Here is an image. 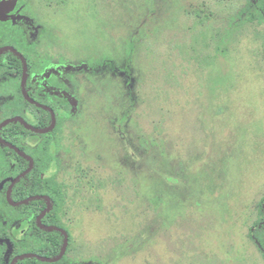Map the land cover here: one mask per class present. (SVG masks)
I'll return each mask as SVG.
<instances>
[{"label":"rangeland","instance_id":"374dc122","mask_svg":"<svg viewBox=\"0 0 264 264\" xmlns=\"http://www.w3.org/2000/svg\"><path fill=\"white\" fill-rule=\"evenodd\" d=\"M249 1L19 0L43 28L29 47L7 39L29 79L72 74V102L54 96L70 114L48 171L65 186L71 264H264L250 236L264 199V20H239ZM102 57L115 68L89 73ZM18 87L0 80L1 94ZM5 199L0 248L37 253L32 221Z\"/></svg>","mask_w":264,"mask_h":264},{"label":"trees","instance_id":"16d2710c","mask_svg":"<svg viewBox=\"0 0 264 264\" xmlns=\"http://www.w3.org/2000/svg\"><path fill=\"white\" fill-rule=\"evenodd\" d=\"M238 16L239 20L242 22L264 20V8L262 7L261 2L250 0L244 8L240 10ZM39 31L40 33L43 32V28H40ZM0 61L18 67L17 69L0 70V77L9 74L19 81L22 73V63L20 59L15 55L7 53V55L0 56ZM86 64L91 70L89 73H92V71L99 72L104 69L115 68L114 62L110 57H102L97 60L86 61ZM129 66L130 60L125 59L119 66L118 70L126 75L129 72ZM65 76L67 79H70V73L65 74L60 71V75H49L45 78H38L35 81L27 80L26 90L29 96L35 100L36 104H31L24 99L20 87H18L17 92H15V99L12 94L8 93V95H5L0 93V111H2L3 114L0 124L9 118L20 116L24 119L25 125L38 130H45L52 124L50 110L54 114L55 126L47 133H36L31 129L26 128L24 124L14 122L3 126L0 130V136L4 141L15 146L23 154L29 156L34 162L32 170L22 176L12 188L11 198L14 201H20L34 196H46L51 203V208L43 215L41 222L46 226L57 228H63L59 222L58 213L61 208L62 193L65 186L63 182L57 181L53 174H48V171L52 168L55 169L59 164L57 159L58 141L56 140L55 132L60 125L62 117L70 114L64 101H60L54 97L59 92L60 94L62 92L68 93L67 88L64 86ZM60 97L72 102L69 97L65 98L62 95H60ZM42 106L47 107L48 109H44ZM3 148L10 153V156L7 157L3 166L0 167V177L3 178L0 184V189L6 191L7 186H9L16 177L28 169L29 163L15 151L5 146ZM46 207L47 203L44 200L39 199L25 204L23 208L30 212L29 215L25 216V219H36L37 215L45 210ZM260 213L261 218L254 226L250 236L260 252L264 255V242L259 237V232L264 229V199L260 203ZM35 228L37 230L35 239H37L41 245L38 249L40 251L37 252V255L48 259H55L58 257L63 248L64 234L58 230H41L36 226ZM67 237L68 247L65 248L64 255L58 261L49 263L38 261L35 258H29L18 260L15 264H71V261L67 259V254L69 253V248L71 246V237L69 235H67ZM13 253V245L10 242L8 245L4 244V247L0 248V257H2L1 264H10V260L15 254H21L23 252H16L14 255Z\"/></svg>","mask_w":264,"mask_h":264},{"label":"flooded vegetation","instance_id":"af4514ba","mask_svg":"<svg viewBox=\"0 0 264 264\" xmlns=\"http://www.w3.org/2000/svg\"><path fill=\"white\" fill-rule=\"evenodd\" d=\"M0 1H2V0H0ZM40 28H42V26L41 25H39L38 23H36V22H34V21H32V20H29L28 19V17L26 16V14L24 13V10H23V8L21 7V5H20V2H19V0H16V3H15V5H14V7H12V9L8 12V13H6V15H5V17H0V49H2V48H4V47H8V48H12V49H14L15 50V52L16 53H18V54H20L24 59H25V61H26V73H25V79H24V88H25V90H26V83H27V80H29V81H35L36 79H38V78H45V77H48V76H39V77H37V78H35L34 80H30L29 79V74H30V70H31V65L27 62V60H26V54L25 53H23L22 51H20V50H18L17 49V46H14V44L13 45H11V44H7V42H8V37H10V36H12V39L14 40V42H19L20 44H22L23 46H25V47H29V45H31L32 43H37V42H39V40H41L42 39V36H41V33H40V31H39V29ZM39 33H40V35H39ZM15 52H12V51H10V50H7V51H4V52H2V53H0V56L1 55H7V53H10L11 55H15L16 57H18L17 56V54L15 53ZM19 58V57H18ZM20 59V58H19ZM20 61H21V59H20ZM21 63H22V65H21V69H22V73H21V75H20V80H19V87H20V91H21V94H22V88H23V68H24V64H23V62L21 61ZM44 63H42V65H40L41 67H42V69H43V65ZM46 64V63H45ZM47 67V66H46ZM46 67L44 68V69H46ZM18 67L17 66H11V65H9L7 62H4V61H0V70H6V69H17ZM61 68H55V70H60ZM62 72V71H61ZM69 74V73H68ZM57 75H60V71H58V74ZM71 73H70V78H71ZM6 76H8V77H12V79H14V80H16L15 79V77L14 76H12V75H9V74H5L4 76H2V77H0V80L2 79V78H4V77H6ZM64 81H66V82H69L70 81V79H67V77L65 76V79H64ZM26 92H27V90H26ZM27 94H28V92H27ZM65 94H67V92H62L61 93V95L63 96V97H67V96H65ZM23 95V94H22ZM28 96H29V94H28ZM24 97V96H23ZM30 97V96H29ZM25 99V98H24ZM30 99L31 100H33L31 97H30ZM26 100V99H25ZM27 101V100H26ZM30 103V102H29ZM31 104H36V102H35V100H33V103H31ZM41 106V105H40ZM1 112V111H0ZM51 116H52V114H51ZM16 117H19V118H21L23 121H24V119L22 118V117H20V116H16ZM12 118H14V117H12ZM9 119H11V118H9ZM8 120V119H7ZM6 121V120H5ZM4 122V121H3ZM2 122V123H3ZM1 123V124H2ZM19 123H21V122H19ZM0 124V125H1ZM21 124H23V123H21ZM25 125V124H24ZM26 126V125H25ZM26 128H27V126H26ZM32 128V127H31ZM50 128V127H49ZM48 128V129H49ZM33 129H35V128H33ZM1 130V129H0ZM32 130V129H31ZM36 130H38V129H36ZM45 130H47V129H45ZM32 131H34V130H32ZM34 132H36V131H34ZM36 133H39V132H36ZM40 134H44V133H40ZM1 137V136H0ZM1 139H2V137H1ZM3 140V139H2ZM4 141V140H3ZM6 142V141H5ZM8 143V142H7ZM5 145H3V144H1L0 143V156H1V159H0V167H2L3 166V163L7 160V157H9L10 156V153L9 152H7V151H5L4 150V147ZM13 146V145H12ZM5 147H7V146H5ZM13 147H15V146H13ZM9 148V147H8ZM16 148V147H15ZM9 149H11V150H13L12 148H9ZM19 152H21L18 148H16ZM13 151H15V150H13ZM16 152V151H15ZM17 153V152H16ZM22 153V152H21ZM18 154V153H17ZM19 155V154H18ZM25 155V154H24ZM21 156V155H20ZM27 156V155H26ZM29 157V156H28ZM24 158V157H23ZM26 159V158H25ZM29 163V162H28ZM33 167H34V162H33ZM32 167V168H33ZM28 168H29V166H28ZM28 170V169H27ZM26 170V171H27ZM32 170V169H31ZM30 170V171H31ZM25 171V172H26ZM29 171V172H30ZM25 172H23L22 174H20L18 177H16L12 182H11V184L9 185V186H7L6 184V186H7V190L6 191H2L1 189H0V191L1 192H3V194L5 195V197H6V203H7V205L8 206H10L11 208H13V209H18V211L20 212V217H19V219H18V222H22V223H26V222H29V220H31L32 221V224H33V227H31V233H32V237L35 239V237H36V235H37V230H36V228H35V226L36 227H38L39 229H41V230H51V229H48L47 227H53V226H46V225H44V224H42V222H41V219H42V217H43V215L51 208V203H50V201H49V199L46 197V196H44V195H40L42 198H37L38 196H34V197H30V198H28V199H25V200H20V201H14L12 198H11V192H12V188L14 187V185L18 182V180L22 177V176H24V175H26L27 173H25ZM28 172V173H29ZM17 178H19L18 180H16ZM2 179L3 178H1L0 177V184H1V182H2ZM16 180V181H15ZM15 181V183L13 184V182ZM4 185V186H5ZM8 195L10 196V198H11V200L13 201V202H15V203H19V205H17V206H14V205H12V204H10V202L8 201ZM31 198H33V199H31ZM31 199V200H30ZM36 199H39V200H44L46 203H47V207H46V209L45 210H43V211H41L38 215H37V217H36V219H34V218H30L29 220H27V219H25V216L26 215H29V211L28 210H26V209H24L23 208V206L25 205V204H27V203H29V202H32V201H34V200H36ZM22 202H24V203H22ZM48 203H49V206H48ZM43 213V215H41ZM41 216V217H40ZM57 228V227H56ZM59 229H62V228H59ZM63 230V229H62ZM67 234V233H66ZM23 237H27V235L24 233L23 234ZM64 238H65V235H64ZM36 241H38L37 239H35ZM39 242V241H38ZM64 242V241H63ZM11 243V242H10ZM3 246H4V244H3ZM26 252H23V253H21V254H15L14 256V258L12 257V259L10 260V264H15L18 260H16L15 262H13V260L16 258V257H18V256H20V255H32V254H25ZM2 258V257H1ZM29 258H35V259H37L38 261H41V262H49V263H52V262H50V261H46V259H48V258H45V257H43V256H39V255H37V253L35 252L32 256H30V257H27V258H24V259H29ZM41 258H43V259H41ZM19 260H23V259H19ZM0 264H1V261H0ZM29 264H39V263H29Z\"/></svg>","mask_w":264,"mask_h":264},{"label":"water","instance_id":"95a60500","mask_svg":"<svg viewBox=\"0 0 264 264\" xmlns=\"http://www.w3.org/2000/svg\"><path fill=\"white\" fill-rule=\"evenodd\" d=\"M15 3H16V0H2V1H0V17H5L6 13H8V12L12 9V7H14ZM7 50H10V51H12V52H15V50L12 49V48L4 47V48L0 49V53H2V52H4V51H7ZM15 53H16V52H15ZM16 54H17V56L21 59V61H22L23 64H24V68H23V88H22V94H23L24 98H25L28 102L33 103V100L30 99V97L28 96V94H27V92H26V90H25V88H24V79H25V73H26V61H25V59H24L20 54H18V53H16ZM39 106H40V105H39ZM42 107H43V106H42ZM43 108H44V109H48L47 107H43ZM50 112H51V114H52V124H51V126H50L49 129H47V130H36V129H33V128H31L30 126H27V125H26L27 128H28V129H32V130H34V131H36V132H39V133H47V132H49V131H50L52 128H54V126H55V118H54V114H53V112H52L51 110H50ZM14 122H21V123L24 124V121H23L21 118H19V117H14V118H11V119H8V120L4 121V122L0 125V129H1L3 126L7 125L8 123H14ZM0 143L3 144V145H5V146H7V147H9V148H12V149L15 150L19 155H21L22 157L26 158V160L29 162V168H28V170H27L25 173H28V172L32 169V167H33V160H32L30 157H28V156L24 155L23 153L19 152V151H18L15 147H13L11 144H9V143L3 141V140L1 139V137H0ZM18 179H19V178H17L16 180H18ZM16 180H15V181H16ZM15 181L13 182V184L15 183ZM37 198H42V197H41V196H38ZM31 199H33V198H31ZM31 199H30V200H31ZM8 201L10 202V204H12V205H14V206L19 205V203H15V202H13V201L11 200V198H10L9 195H8ZM22 203H24V202H22ZM48 206H49V203H48ZM41 215H43V213H42ZM40 217H41V216H40ZM47 228H48V229H51V230H58V231L62 232V233L65 235L64 242H63V248H62V251H61L60 255H59L58 257H56L55 259H46V261L56 262V261H58V260L64 255V251H65V248H66V246H67V242H68V237H67V234H66L62 229H59V228H56V227H47ZM30 256H32V255H20V256L16 257V258L13 260V262H15L16 260H19V259H24V258L30 257ZM41 259H43V258H41Z\"/></svg>","mask_w":264,"mask_h":264}]
</instances>
